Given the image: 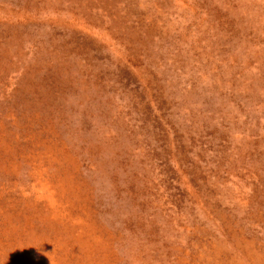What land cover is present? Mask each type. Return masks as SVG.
Segmentation results:
<instances>
[{
    "label": "rangeland",
    "instance_id": "1",
    "mask_svg": "<svg viewBox=\"0 0 264 264\" xmlns=\"http://www.w3.org/2000/svg\"><path fill=\"white\" fill-rule=\"evenodd\" d=\"M0 264H264V0H0Z\"/></svg>",
    "mask_w": 264,
    "mask_h": 264
}]
</instances>
